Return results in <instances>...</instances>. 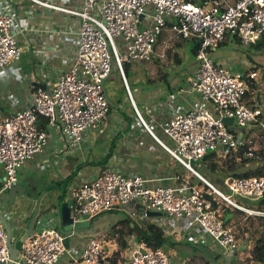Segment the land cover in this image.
<instances>
[{
    "label": "built area",
    "instance_id": "1",
    "mask_svg": "<svg viewBox=\"0 0 264 264\" xmlns=\"http://www.w3.org/2000/svg\"><path fill=\"white\" fill-rule=\"evenodd\" d=\"M29 1L79 20L78 31L63 34L64 42L76 47V55L73 66L59 75L53 87H35L30 106L0 120L3 189L17 185L20 169L46 148L48 134L40 128L42 120L58 128L69 157L84 149L90 132L105 133L111 112L106 81L116 69L145 129L177 162L210 188L208 195L214 197L215 203L188 184H151L141 174L109 169L73 191L75 218L85 215L94 218L137 203L174 220L185 232L206 236L208 243L220 248L225 256H237L240 240L224 224L223 210L226 206L249 217L264 218V210L248 208L239 202L264 200V177H227L219 188L195 171L191 162L213 152L228 154L245 145L249 146L247 157L255 156L254 142L245 130L258 121L262 112L246 106L244 100L259 72H237L217 64L213 53L228 34L246 48L264 38V0H237L233 4L218 0L202 6L187 0H83L80 8H69L70 1L67 4L61 0ZM16 19L13 2L0 0V77L4 79L11 77L13 66L22 58ZM168 26L178 37L197 41L198 67L189 83L190 91L212 106V110L200 106L178 112L166 121L162 128L172 146L161 141L141 117L124 70L126 64L135 61L151 62L156 56L158 39ZM43 32L55 35H51L53 30L48 27ZM38 54L47 56L45 50ZM224 118L233 119V124L227 126ZM66 238L58 227L47 228L41 223L13 264H59L68 253ZM8 262L7 235L0 221V263ZM68 264H113V259L96 237L88 240L79 255L71 256ZM128 264H170V257L161 248L152 249L139 242L130 251Z\"/></svg>",
    "mask_w": 264,
    "mask_h": 264
},
{
    "label": "crops",
    "instance_id": "2",
    "mask_svg": "<svg viewBox=\"0 0 264 264\" xmlns=\"http://www.w3.org/2000/svg\"><path fill=\"white\" fill-rule=\"evenodd\" d=\"M11 1L15 5L17 15V40L23 50L22 55L24 52H28L29 54L26 55L30 57V60L25 62L23 67H20L21 60L13 66L14 68L10 72L11 77L5 79L0 77V120H4L15 112L30 106L33 102L35 87H53L59 75L70 70L72 66H69V63L73 65L76 47L64 42L63 34L66 31L74 33L78 31L79 26V20L69 14L49 10L54 14L52 18L40 17V14L47 9L34 5L29 0ZM220 1L225 4H233L237 0ZM82 5L83 0H71L68 7L80 8ZM28 11H31L33 15L30 16ZM45 27L53 30L51 35H55L52 37L49 33H44ZM175 40H179L178 36L168 26L158 39L156 56L151 62H155L154 60L158 58L163 59L166 51L177 45ZM186 41L191 42L192 39ZM193 42H195V49L198 44L197 41ZM42 50L47 52L45 58L38 54ZM213 59L217 64L225 65L237 72H249L253 67H259L257 82H253L250 86L244 100L246 106H248L246 100H249L250 106L248 107H255L262 112L259 120L247 130L256 136V126H260L264 130V122L262 121L264 117V50L243 47L235 36L228 34L225 41L213 53ZM175 60L176 63H179L180 58L175 57ZM193 63V68L188 73L189 76L176 78L175 82V76L169 80V73L160 70L154 77L147 73V81L141 91L136 90L134 93L129 85L141 117L152 132L169 146H172V142L164 134L162 126L175 113L186 112L200 106L212 110L211 104L190 91L189 83L198 67L196 55H194ZM107 81V95L113 105L107 118L108 126L105 133L90 132L88 143L84 144V149L69 157L65 153L66 145L63 142L64 138L59 134L60 131L57 127H50L47 123L45 130L48 134V144L46 148L42 153L37 154L33 160L24 164V166L28 164V169L32 170L35 175L40 173L49 177L43 181L40 178L37 180L45 186L39 187L38 196L34 198L27 212H24L19 218H15L14 214L11 213L9 197L7 195L0 196V212L8 219L14 232L19 233L20 238L28 230L29 221L37 208L38 198L42 197L35 227L42 223L44 227L57 228L56 219L58 217H54L52 212H56V207H53L54 209H49V207L56 205L62 198L65 201L73 200L72 193L76 188L109 171V169H118L127 174H141L151 184L178 185L176 182L179 178H182V182L192 179V172L182 167L145 129L129 100L119 73L116 78L110 76ZM144 91H148L146 97L148 104L142 102ZM151 99L152 103L149 104ZM127 104L131 107L138 125H133L127 116ZM142 106H145V109ZM112 109L116 111L113 115ZM43 123H45L44 120L41 121V124ZM117 148H120L119 152ZM199 167L200 169L205 168V173H209V169L204 165ZM209 176L214 177L213 174H209ZM4 179L5 172L0 165V192L3 189ZM214 180L211 182H215L214 185L220 187L222 181L220 179ZM18 185L24 190L26 189L25 184H19V181ZM52 191L55 194H52ZM241 201L248 208H261V202ZM143 209L148 211L142 205L131 203L94 217V228L91 232L80 237L71 236L68 238V253L60 260L59 264H68L71 256L79 255L90 239L85 237L88 235H97V238L107 241L108 253L112 256L113 262L115 260L116 264H128V261L122 262L119 259L121 253L118 252V249L127 246L126 243L124 246L123 243L120 245L119 237L125 240L129 239V248L132 251L140 242V229L147 231L148 227L152 225L161 228L166 234L167 243L165 246L168 247V250L161 249L169 255L170 264H190L194 260H199L198 257H202L205 263H208L209 260L211 264L213 262L220 264L219 258L225 255L220 248L210 242L208 243L206 236L185 232L177 222L165 215L160 217L147 216ZM224 209L229 211L226 225L234 231L236 238L240 240V248L244 252L243 257L237 255L235 260L224 263L258 264L257 261L250 258L260 248V241L264 239L256 238L260 229L259 225L257 223L247 224V216L249 217V215L245 213L226 208V206ZM158 218L162 221L158 222ZM20 238L18 239L20 240Z\"/></svg>",
    "mask_w": 264,
    "mask_h": 264
},
{
    "label": "rangeland",
    "instance_id": "3",
    "mask_svg": "<svg viewBox=\"0 0 264 264\" xmlns=\"http://www.w3.org/2000/svg\"><path fill=\"white\" fill-rule=\"evenodd\" d=\"M61 1H62V4H67L71 0H61ZM28 12H29L30 16L33 15V13H31V11H28ZM52 15H54L53 12H51L49 10H45L44 13L42 12L40 14V17L47 16L48 18H52ZM178 39L179 40H175L177 45H175L171 50L166 51V55L163 59L158 58V59L154 60L155 62H147V63H143V62H139V61H135L133 63H130V66H129L128 71H127V80H128V83L131 86V89L134 93L136 90L141 91V89L143 87H145V84L147 81V78H146L147 73L151 74L154 77V76H157V72H159L161 70L163 72L169 73L168 74L169 80H171V78H173V76H175L174 82L176 81V78L180 79L181 77L188 75V73L190 72V70H192L193 65H194V63H193L194 62L193 51H194V47H195V42H193L194 40H192L191 42H188V41H186L180 37H178ZM27 53L28 52L23 53L22 59L20 62V67H23L25 65V62H28L30 60V57L28 55H26ZM175 57L180 58V60L178 61L179 63H176L177 61L175 60ZM73 64H74V62H73ZM69 66H73L72 63H69ZM117 76H118V71L116 69H114L111 77L116 78ZM107 85H108V81L106 82V86ZM106 89H107V87H106ZM147 93H148V91H144V93H142L143 104H148L147 99H146ZM152 98L154 99V97H152ZM151 103H152V99H151L149 104H151ZM246 103L248 106H250L249 100H246ZM128 105L129 104L126 105L127 116L133 122V125H138L137 122L135 121V115H133V111H132L131 107ZM142 107L145 109V106H142ZM261 107H263V106H261ZM115 113H116L115 109H112V115ZM262 121L264 122V117H263ZM256 130H257L256 136L252 135L253 133H249V131L245 130V134L247 135V137L252 139L254 142L253 147L255 149V154L257 157V159L255 161H253L252 163H250L248 166H246L245 169L264 165V130L261 129L260 126L259 127L256 126ZM59 134L61 135L60 132H59ZM125 150H127V149L125 148ZM117 151L119 152L120 148H117ZM217 171L220 172V170H217ZM218 172H215V174L218 175ZM19 174H20L19 175V184H25V186H26L25 193H26L28 198L26 199L24 197H18L17 200L15 201V203L11 205V213L14 214L15 218H19L20 216L23 215L24 212H27L28 207L34 201V198L38 196V193L40 191L39 187L45 186L42 183L37 181L38 178H40L41 181L49 178L47 175L40 174V173L35 175L32 172V170L28 169V164H26L25 166L22 167L21 172ZM219 188H222V183H221V186ZM52 194H55V193L52 191ZM0 196H2V194H0ZM236 201H239V200L236 199ZM239 202L244 203L242 201H239ZM247 218H248L246 221L247 224L252 225V223H257L259 225L260 229H259V232H257L258 235H256V238H258V237H260V239L264 238V218L255 217V216H250V217L247 216ZM249 218H251V219H249ZM254 218H256L257 220H255ZM151 219H153V218H151ZM157 220H158V222L162 221V220H160V218H158ZM18 238H20L19 233L15 232L13 242H14V245L21 250L23 244L21 243V241H19ZM20 240H21V238H20ZM100 241L104 245V252L108 253L109 247L107 245V241L104 239H100ZM118 241L120 242V245L122 243H123V246H124V243L127 244L126 247H122V248L118 249V252L121 253V254H119V259L122 262H127L128 257H129V252L131 251V249L129 248V244H130L129 239L125 240L122 237H119ZM163 248L165 251L168 250L167 246H164ZM243 253L244 252L241 249L238 252L239 257L240 256L243 257ZM198 258H199V260H194L190 264H206L202 257H198ZM235 258L236 257L221 256L219 258V263L220 264H225L226 262L230 263L233 259L235 260ZM243 264H245V263H243ZM258 264H264V261L263 262L258 261Z\"/></svg>",
    "mask_w": 264,
    "mask_h": 264
},
{
    "label": "trees",
    "instance_id": "4",
    "mask_svg": "<svg viewBox=\"0 0 264 264\" xmlns=\"http://www.w3.org/2000/svg\"><path fill=\"white\" fill-rule=\"evenodd\" d=\"M187 1H190L192 3L202 6V5H205L207 2H209L210 0H187ZM197 46L194 49V55H196L197 53ZM252 47L257 50H264V38L261 41H259L257 44L253 45ZM129 66L130 64H126L124 67L126 77H127V71H128ZM259 70L260 69L258 66H255L251 69V71H258V72ZM251 108L256 109L255 107H251ZM44 121L45 123L43 124L40 123L41 129H45L46 127L47 121L46 120ZM248 149H249V146L245 145L236 151H231L228 154H224L223 151L209 153L202 160H200V162L198 161L199 163L194 165L193 168L195 169V171L200 173L205 179H207L210 182L215 181L214 179H220L222 181L224 178H227V177H232V178L264 177V165L245 169L246 166H248L250 163H252L253 161L257 159L256 154L253 158L247 157ZM203 165L204 167H207L209 169V173L207 172L205 173L204 171L205 168L200 169L199 166H203ZM181 166L184 167L183 165ZM185 169L189 171L187 168ZM217 170H220V172H218ZM215 172H218V175H216ZM209 174H213L214 179L211 178ZM191 178L192 179L187 182L186 181L182 182V178H179V180L176 182L178 183L177 186H184L185 184H188L190 186L197 185L196 187H198V189H200L206 195H208L211 192L210 188L204 182H202L198 177H196L194 174L192 175ZM211 183L215 184V182H211ZM208 196H209V199H211L215 203L214 197L212 195H208ZM260 207H261L260 209L264 208V200L261 201ZM228 213H229L228 210H225V209L223 210V221L225 225H226ZM140 235L141 236L139 237V241L145 242L147 246L152 249L163 248L167 243L165 232L161 228L153 226V225L149 226L147 231L140 229ZM260 244H261L260 248H258L257 252H254L252 255L253 257L250 258L253 261H257V262L264 261V239L260 241ZM113 264H116L115 260ZM206 264H211V263L208 260V263ZM213 264H216V262H213Z\"/></svg>",
    "mask_w": 264,
    "mask_h": 264
},
{
    "label": "water",
    "instance_id": "5",
    "mask_svg": "<svg viewBox=\"0 0 264 264\" xmlns=\"http://www.w3.org/2000/svg\"><path fill=\"white\" fill-rule=\"evenodd\" d=\"M210 1H217V0H210ZM109 104L112 106V102L109 100ZM233 119L230 118H224L223 122L227 126H231L233 124ZM192 165H195L196 162L192 161ZM5 182V179H4ZM4 186V184H3ZM4 188V187H3ZM2 195H7L10 199V204H14L15 201L17 200L18 197H24L28 198L25 190L23 187L19 186L18 184L13 186L12 188H5L2 190ZM41 198H38V203H37V208L32 215L29 224H28V230L25 233V235L21 238V243L24 245L26 241H28L34 234L36 227H35V221L36 218L39 214V208H40V202ZM74 205V201H65L64 198L59 200L56 205H52L49 207V209H54L53 207H56V212L52 211L54 213V217H58L56 219V222H58V230H60L67 238L65 239V244L68 245L69 241L68 238L71 236L75 237H80L83 236L85 233H89L93 230L94 225H93V218H90L89 216L85 215L82 216L78 219L75 218L72 208ZM133 205V204H132ZM145 211V214L150 217H160L163 214L157 213V212H152V211ZM0 221L5 229L6 235H7V246L9 248L10 252V262L6 264H13V262L18 259L20 255V249L14 245L13 239H14V230L11 228L8 219L0 212ZM86 238H96L97 235H88L85 236ZM22 245V246H23ZM0 264H5V263H0Z\"/></svg>",
    "mask_w": 264,
    "mask_h": 264
}]
</instances>
